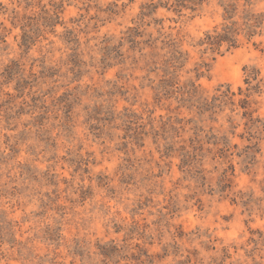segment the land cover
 I'll use <instances>...</instances> for the list:
<instances>
[{
  "label": "rangeland",
  "instance_id": "1",
  "mask_svg": "<svg viewBox=\"0 0 264 264\" xmlns=\"http://www.w3.org/2000/svg\"><path fill=\"white\" fill-rule=\"evenodd\" d=\"M0 264H264V0H0Z\"/></svg>",
  "mask_w": 264,
  "mask_h": 264
},
{
  "label": "trees",
  "instance_id": "2",
  "mask_svg": "<svg viewBox=\"0 0 264 264\" xmlns=\"http://www.w3.org/2000/svg\"><path fill=\"white\" fill-rule=\"evenodd\" d=\"M228 12V11H227ZM251 26L248 27V36H252L253 31ZM237 35L236 29L231 26H224L221 32L213 31V34H207L201 44H205L213 49H219L223 44L227 45L226 51L237 48L235 36Z\"/></svg>",
  "mask_w": 264,
  "mask_h": 264
}]
</instances>
